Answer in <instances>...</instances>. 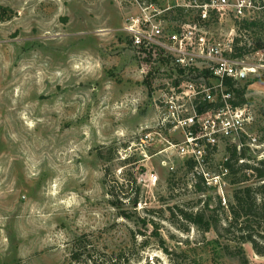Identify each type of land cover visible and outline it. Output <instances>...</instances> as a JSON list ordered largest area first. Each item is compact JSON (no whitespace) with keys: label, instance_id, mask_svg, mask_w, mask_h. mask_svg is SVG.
<instances>
[{"label":"rangeland","instance_id":"374dc122","mask_svg":"<svg viewBox=\"0 0 264 264\" xmlns=\"http://www.w3.org/2000/svg\"><path fill=\"white\" fill-rule=\"evenodd\" d=\"M149 1L0 0L9 9L0 21V264H243L241 249L246 264H264L233 230L222 239L170 211L204 201L216 210L221 199L216 214L226 224L235 190L227 148L264 160V28L242 37L245 66L256 72L238 84L251 100L246 132L256 143L221 139L189 172L175 148L184 136L156 128L152 84L124 31ZM177 2L185 0L159 5ZM256 20L264 25V10ZM211 29L243 35L231 18Z\"/></svg>","mask_w":264,"mask_h":264},{"label":"built area","instance_id":"2783aa9c","mask_svg":"<svg viewBox=\"0 0 264 264\" xmlns=\"http://www.w3.org/2000/svg\"><path fill=\"white\" fill-rule=\"evenodd\" d=\"M263 10L264 0H185L166 7L156 0L143 4L141 15L126 22L141 74L152 84L156 128L184 136L183 145L175 146L183 159L201 163L206 150L215 149L221 139L248 136L256 143L246 132L250 110L233 104L227 85L255 69L233 58L234 29L222 36L211 26L225 18L250 22ZM149 180L156 183L157 175Z\"/></svg>","mask_w":264,"mask_h":264},{"label":"trees","instance_id":"16d2710c","mask_svg":"<svg viewBox=\"0 0 264 264\" xmlns=\"http://www.w3.org/2000/svg\"><path fill=\"white\" fill-rule=\"evenodd\" d=\"M151 1L156 2V0ZM0 11L3 14V17H0V21L4 22L9 20L4 17L5 11H9V9L0 7ZM262 28H264V25L256 19L250 22L244 21L239 23V31L243 35H241L240 39H236L233 58L244 59L249 54L250 47L246 43H243L242 37L249 31ZM238 84L239 81L233 79L227 82L229 91L234 95L235 100L233 104L236 107H243L251 102V100L246 99V89L238 87ZM245 140L246 138L243 137L242 145L244 146ZM247 151L248 149L244 147L239 151L235 145L227 148L228 157L223 166L227 171L226 177L229 179L230 184L235 187V190L228 204L229 217L226 219V224L216 214L217 208L224 209L221 199H218L216 210L210 208L208 201H201L203 205L197 210L188 209L185 206H177L175 208L176 211H170L178 222L192 225L203 233L214 231L222 239L227 236V233L233 230V233L238 234L236 237L238 244H251L256 254L264 257V250L260 248L258 241V238L264 239V225L262 226L264 222V160L257 161L256 159L248 157ZM185 166L189 172H194L197 167V162L187 160ZM197 179L200 182V184L198 183L196 185L198 192L206 193L210 187L206 185L204 177L198 175ZM201 183H203V186H201ZM131 184L135 185L136 192L134 198L129 199V201L133 207H136L141 201V188L137 185V180H133ZM108 194L112 198L111 204L119 208L117 206L121 204L120 201H113L114 199L117 200L114 191L109 190ZM120 214L122 218H130L124 211H121ZM155 227L158 229L156 224ZM155 236L159 237L158 233ZM224 249L228 251L227 246ZM239 254L242 256V263L246 264L247 259L242 249L239 251ZM73 257L75 260H78L76 258H79V255H73Z\"/></svg>","mask_w":264,"mask_h":264},{"label":"water","instance_id":"95a60500","mask_svg":"<svg viewBox=\"0 0 264 264\" xmlns=\"http://www.w3.org/2000/svg\"><path fill=\"white\" fill-rule=\"evenodd\" d=\"M245 78V75H242V79H244Z\"/></svg>","mask_w":264,"mask_h":264}]
</instances>
